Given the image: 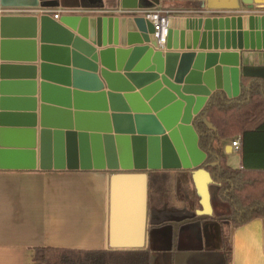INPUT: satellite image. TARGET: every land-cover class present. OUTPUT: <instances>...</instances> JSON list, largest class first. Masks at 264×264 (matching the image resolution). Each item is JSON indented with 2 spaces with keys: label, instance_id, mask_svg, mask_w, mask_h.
<instances>
[{
  "label": "water",
  "instance_id": "obj_1",
  "mask_svg": "<svg viewBox=\"0 0 264 264\" xmlns=\"http://www.w3.org/2000/svg\"><path fill=\"white\" fill-rule=\"evenodd\" d=\"M0 4L28 8L0 12L1 167L66 157L111 170L105 249L148 247L149 169H191L200 206L172 214L176 226L212 213L216 180L192 118L214 90L235 96L242 76L264 77V63H250L264 54V8L183 9L161 46L141 13L55 17L40 7L57 0Z\"/></svg>",
  "mask_w": 264,
  "mask_h": 264
},
{
  "label": "crops",
  "instance_id": "obj_2",
  "mask_svg": "<svg viewBox=\"0 0 264 264\" xmlns=\"http://www.w3.org/2000/svg\"><path fill=\"white\" fill-rule=\"evenodd\" d=\"M88 1H97L99 4L83 5L80 0H57V4L41 7L47 8L52 15L55 11L58 12V16L64 10L70 11L76 8H82L87 13L99 14L123 13L118 10L119 8L146 9L159 6L173 9L204 8L211 10L241 9L250 5L255 9L264 8V0L125 1L136 2V6H122V0ZM250 63H264V54L259 57L254 56ZM15 93L14 95L19 97L26 96L25 92ZM237 135L239 134L219 137L214 141L218 152L226 158L228 164L234 167L240 165V154L231 144L232 138ZM156 169L168 172L172 178L179 173L186 172L187 174V180L181 182L185 187L183 195L180 194L179 197L174 193L170 195L173 206L182 207L180 204L182 199H186L188 204L189 194L197 199V206H200L199 194L192 177L189 176L191 169L183 167ZM110 172L111 170L101 167L70 166L66 157L60 160V164L52 165L50 168H42L38 165L33 168L16 167L9 163L0 166V264H38L33 260V248L36 246L105 248ZM187 184L189 191L186 189ZM216 185L217 182L214 183L215 195L218 194ZM165 195L163 204L164 208H168ZM212 208L210 214L219 213L215 210L213 203ZM214 219L217 218L212 216L211 220ZM220 222L221 230L213 243L209 241V237H203V242L199 247L173 248L172 244L170 249L172 264H264L263 217H253L238 226L231 225L229 220ZM166 223L170 225L169 229L172 231L177 227L174 221ZM163 225L155 228L149 227L147 248L150 249L152 236L158 241L169 237L162 228ZM224 241L230 246L228 263L223 252Z\"/></svg>",
  "mask_w": 264,
  "mask_h": 264
},
{
  "label": "trees",
  "instance_id": "obj_3",
  "mask_svg": "<svg viewBox=\"0 0 264 264\" xmlns=\"http://www.w3.org/2000/svg\"><path fill=\"white\" fill-rule=\"evenodd\" d=\"M80 1L83 5L99 4L97 1ZM192 123L198 133V145L206 152L201 165L210 170L217 182L216 192L229 206L225 215L217 213L208 216L220 221L226 218L233 226L253 217L264 218V77L242 76L240 91L235 96H227L222 89L214 90L194 114ZM236 134L240 136L237 149L240 165L234 167L218 152L214 141ZM169 177L168 172L148 170L147 215L150 228L170 222V214L184 211L173 205L164 208ZM190 210L194 211V208ZM223 252L228 263L230 246L226 241L223 242ZM33 260L38 264H151L152 258L149 248L36 246L33 248Z\"/></svg>",
  "mask_w": 264,
  "mask_h": 264
},
{
  "label": "rangeland",
  "instance_id": "obj_4",
  "mask_svg": "<svg viewBox=\"0 0 264 264\" xmlns=\"http://www.w3.org/2000/svg\"><path fill=\"white\" fill-rule=\"evenodd\" d=\"M232 154L234 155L235 152L233 151ZM186 180H187L186 172L179 173L177 176L173 178L169 177L168 189L165 195L168 200L167 203L168 208H171L172 206V203L170 201L171 193H174L177 197H179L180 194L183 195V190H185V187L182 186L181 182ZM210 185L212 192L211 201L214 205L215 210L222 215L227 214L229 211V206L227 201L222 197H220L218 194L215 195L214 184H210ZM186 189H188L189 191L188 184L186 185ZM217 195L219 196L218 198ZM189 197H190L188 202L189 209L191 207L196 208L197 199L196 198L194 199L190 194ZM186 203H187L186 199H182V201H180V204L182 206H185ZM172 214H176V213H172ZM172 214H170V217ZM211 218L212 216L211 217L208 216L206 219H204L203 217L198 219V221L191 220L184 222L182 226L177 227L174 231L169 229L170 225H168V223H164L162 228L168 233L169 237L167 239L162 238L161 241H158L156 240V237L152 236V239L150 241L152 264H169L170 249L172 244H173L172 246L173 248L199 247L203 242V237H209V241L213 243L214 239H216L217 237V234H219L220 232L219 230H221L220 227L221 222L218 219L211 220Z\"/></svg>",
  "mask_w": 264,
  "mask_h": 264
},
{
  "label": "built area",
  "instance_id": "obj_5",
  "mask_svg": "<svg viewBox=\"0 0 264 264\" xmlns=\"http://www.w3.org/2000/svg\"><path fill=\"white\" fill-rule=\"evenodd\" d=\"M41 10L48 11L47 8L40 7ZM28 8L25 7H12V6H4L0 4V12H9V11H26ZM119 11H125V12H132V13H141L144 15L145 18L149 19L153 24V35L156 39V42L158 45H164L166 41V35L168 31V24H169V18L172 14H176L180 12L183 9H173L166 6H159V7H153V8H134V9H126V8H119ZM211 10V9H208ZM217 10L218 12H234V11H244L247 9L241 8V9H232V10H219V9H212ZM53 15L55 17L58 16V12H54ZM231 144L234 146L235 149H238L240 144V136L237 135L232 138Z\"/></svg>",
  "mask_w": 264,
  "mask_h": 264
},
{
  "label": "flooded vegetation",
  "instance_id": "obj_6",
  "mask_svg": "<svg viewBox=\"0 0 264 264\" xmlns=\"http://www.w3.org/2000/svg\"><path fill=\"white\" fill-rule=\"evenodd\" d=\"M187 206H188L187 203L185 204V206H182L181 208H183L184 211H183V212H180L179 214H183V213H191L192 211H191L190 209H191L192 207L189 209V206H188V207H187ZM194 209H195V208H194ZM221 220H228V219H226V218H222ZM170 221H171V220H170ZM219 221H220V220H219ZM174 225H175V223H174ZM182 225H183V223L181 222L180 225H178L177 227H180V226H182ZM177 227H176V228H177Z\"/></svg>",
  "mask_w": 264,
  "mask_h": 264
}]
</instances>
